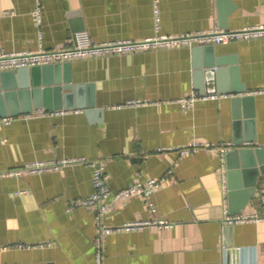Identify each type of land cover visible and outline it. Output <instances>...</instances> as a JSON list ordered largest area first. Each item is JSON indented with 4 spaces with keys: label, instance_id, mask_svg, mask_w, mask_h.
Returning a JSON list of instances; mask_svg holds the SVG:
<instances>
[{
    "label": "crops",
    "instance_id": "0c3cea01",
    "mask_svg": "<svg viewBox=\"0 0 264 264\" xmlns=\"http://www.w3.org/2000/svg\"><path fill=\"white\" fill-rule=\"evenodd\" d=\"M260 25L264 0H0V53L71 47L82 31L106 42ZM212 45L225 62L209 94L222 97L188 111L178 99L200 93L196 46H178L69 61L73 84L85 86L82 102L93 99L96 112L39 107L0 126V171L32 161L102 159L112 193L167 176L150 196L154 212L141 197L109 198L112 207L99 220L113 230L102 240L100 262L96 208L69 207L93 192L89 166L0 177V264H264V173L238 212L258 219L225 224V211L238 214L230 210L245 198V187L229 195L226 152L178 151L235 138L264 147V36ZM244 96L252 100L233 102ZM160 219L170 225L119 229Z\"/></svg>",
    "mask_w": 264,
    "mask_h": 264
},
{
    "label": "built area",
    "instance_id": "2783aa9c",
    "mask_svg": "<svg viewBox=\"0 0 264 264\" xmlns=\"http://www.w3.org/2000/svg\"><path fill=\"white\" fill-rule=\"evenodd\" d=\"M156 11V10H155ZM37 24L40 23V10L36 8L33 11ZM41 37V34L39 35ZM264 36V25L244 27L237 30L211 29L202 32L180 34L178 36L156 35L142 40H116L106 42H94L85 31L78 32L74 35V45L61 49L46 50L40 47L37 51L23 52H1L0 53V71L18 70L20 68H30L33 66H42L46 64L69 62L76 59H83L99 55H122L140 51H152L167 47L178 46H200L208 44H222L237 40H247ZM258 92H255L256 94ZM260 93V92H259ZM222 97L219 94L190 92L187 96L178 99V103L183 111L190 110L197 101L209 100ZM143 102L132 101L128 105H139ZM61 113L66 111H60ZM42 114H48L41 111ZM58 111H50V114H58ZM14 116H0V126L8 125L12 122ZM245 143L241 146H249ZM236 147L233 142H190L178 151L180 154H190L200 149L218 150L227 152ZM81 164L91 168V182L93 192L86 198L74 200L69 207H95L99 225L96 244L98 247L97 262H100L101 246L104 236L110 233L113 228L100 222V217L112 207L109 198L114 200H126L132 197H141L144 199L147 207L154 212L155 208L150 196L163 184L167 176L158 179H148L145 182L135 181L128 187L112 193L107 183V176L104 172V160L88 159L86 157L62 158L55 161H32L27 162L19 168L7 169L0 171V177H20L28 174H37L47 171H58L66 165ZM171 170L167 172V175ZM22 192V191H21ZM256 215L229 214L225 211L222 221L225 224L244 223L257 220ZM170 223L165 220H145L131 221L122 224L119 229L135 230L146 226H157L159 228L167 227ZM22 245H19L20 247Z\"/></svg>",
    "mask_w": 264,
    "mask_h": 264
},
{
    "label": "water",
    "instance_id": "95a60500",
    "mask_svg": "<svg viewBox=\"0 0 264 264\" xmlns=\"http://www.w3.org/2000/svg\"><path fill=\"white\" fill-rule=\"evenodd\" d=\"M193 56L195 88L200 93L216 92L218 67L224 64L225 59L214 54L212 44L194 47ZM84 87L73 84L68 61L0 71V116L29 114L39 107L47 111L80 107L92 114L97 111L93 99L82 102L81 90ZM222 89L226 91L225 86ZM250 100V96H244L234 98L233 102L239 105ZM249 115L250 118L253 116L252 111ZM246 139L251 141L254 137L246 135ZM233 143L236 147L225 153V163L229 195L236 196L237 191L245 187L242 191L244 200L230 210L238 213L252 196L258 176L264 173V147L241 146L240 138H235Z\"/></svg>",
    "mask_w": 264,
    "mask_h": 264
}]
</instances>
